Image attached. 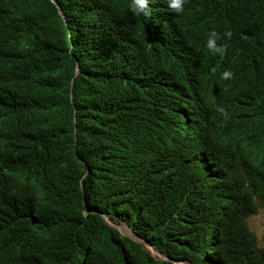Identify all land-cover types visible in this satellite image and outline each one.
<instances>
[{
    "label": "trees",
    "instance_id": "trees-1",
    "mask_svg": "<svg viewBox=\"0 0 264 264\" xmlns=\"http://www.w3.org/2000/svg\"><path fill=\"white\" fill-rule=\"evenodd\" d=\"M77 2L0 0V264H264L247 222L264 207V169L255 166L264 151V0L190 1L126 42L80 25ZM213 31L222 55L204 48ZM123 60L149 70L118 81ZM174 107L200 149L187 174L157 178L148 136L173 127Z\"/></svg>",
    "mask_w": 264,
    "mask_h": 264
},
{
    "label": "clouds",
    "instance_id": "clouds-1",
    "mask_svg": "<svg viewBox=\"0 0 264 264\" xmlns=\"http://www.w3.org/2000/svg\"><path fill=\"white\" fill-rule=\"evenodd\" d=\"M196 0H78L75 15L80 25L88 30L98 31L112 42H126L137 27H156L166 24V21L179 16L185 11V5ZM225 32L224 36H230ZM205 50L210 54H223L224 44L220 37L211 32L204 42ZM149 70V65L137 60H123L116 64L113 76L122 82L140 80ZM231 73L224 71L221 79H226ZM72 106L73 134L76 136V108ZM169 117L173 123L172 128L157 127L150 131L148 144L154 147L152 154L159 162V168L154 171L157 178L171 174L185 175L190 171L192 163L196 162L200 149L199 140L188 133L186 125L188 118L186 112L180 107L169 110ZM260 142L264 146V128L259 129ZM255 166L264 169V151L259 156ZM104 221L120 235L139 243L151 256L159 260H168L167 255L156 250L148 240L133 234L130 228L117 220L102 215ZM129 229L131 236L122 231ZM122 230V231H121ZM173 264H190L188 260L171 261Z\"/></svg>",
    "mask_w": 264,
    "mask_h": 264
},
{
    "label": "rangeland",
    "instance_id": "rangeland-1",
    "mask_svg": "<svg viewBox=\"0 0 264 264\" xmlns=\"http://www.w3.org/2000/svg\"><path fill=\"white\" fill-rule=\"evenodd\" d=\"M258 207V212L255 215L250 216L247 222L249 229L254 235L255 245L259 248H262L264 247V207L260 205H258ZM122 233H124L126 236H131L129 229L122 231Z\"/></svg>",
    "mask_w": 264,
    "mask_h": 264
},
{
    "label": "bare ground",
    "instance_id": "bare-ground-1",
    "mask_svg": "<svg viewBox=\"0 0 264 264\" xmlns=\"http://www.w3.org/2000/svg\"><path fill=\"white\" fill-rule=\"evenodd\" d=\"M67 38H68V37H67ZM71 39H72V38H71ZM66 40H67V42H68V43H69V45H70V42H69V40H70V39H69V40H68V39H66Z\"/></svg>",
    "mask_w": 264,
    "mask_h": 264
}]
</instances>
